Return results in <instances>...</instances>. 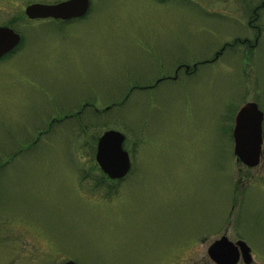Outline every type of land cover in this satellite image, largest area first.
Listing matches in <instances>:
<instances>
[{
    "label": "rangeland",
    "instance_id": "rangeland-1",
    "mask_svg": "<svg viewBox=\"0 0 264 264\" xmlns=\"http://www.w3.org/2000/svg\"><path fill=\"white\" fill-rule=\"evenodd\" d=\"M62 1L0 0V27L22 36L0 59V264H214L223 236L264 264V154L239 163L232 133L241 105L264 111L258 0H91L83 19L26 15ZM111 130L133 169L96 189Z\"/></svg>",
    "mask_w": 264,
    "mask_h": 264
},
{
    "label": "water",
    "instance_id": "water-1",
    "mask_svg": "<svg viewBox=\"0 0 264 264\" xmlns=\"http://www.w3.org/2000/svg\"><path fill=\"white\" fill-rule=\"evenodd\" d=\"M91 0H63L53 4L34 2L26 7L27 17L34 20L55 19L72 21L83 19L90 12ZM22 36L8 26L0 27V59L13 52L22 42ZM233 140L237 161L254 169L262 162L264 154V111L256 102L245 103L238 109L234 118ZM96 160L100 170L109 179L121 181L132 170V159L124 148L125 135L116 130L106 131L99 138ZM208 255L214 264H245L254 262L249 244L242 240L232 242L223 236L210 245ZM64 264H78L67 260Z\"/></svg>",
    "mask_w": 264,
    "mask_h": 264
},
{
    "label": "flooded vegetation",
    "instance_id": "flooded-vegetation-1",
    "mask_svg": "<svg viewBox=\"0 0 264 264\" xmlns=\"http://www.w3.org/2000/svg\"><path fill=\"white\" fill-rule=\"evenodd\" d=\"M252 10H253V14H254L253 16H254L255 21L258 22L259 20H261L260 19L261 13L264 12V0H262V1L258 0L257 5L254 6Z\"/></svg>",
    "mask_w": 264,
    "mask_h": 264
},
{
    "label": "trees",
    "instance_id": "trees-1",
    "mask_svg": "<svg viewBox=\"0 0 264 264\" xmlns=\"http://www.w3.org/2000/svg\"><path fill=\"white\" fill-rule=\"evenodd\" d=\"M98 170V168H97ZM99 173L101 172V170H98ZM100 178L97 179L96 181V189H103V187H107L108 182H111L110 180H108L107 176L102 172V174L99 176Z\"/></svg>",
    "mask_w": 264,
    "mask_h": 264
}]
</instances>
